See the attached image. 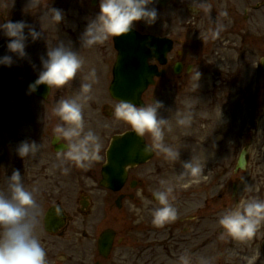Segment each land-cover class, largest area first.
Masks as SVG:
<instances>
[{"label": "flooded vegetation", "instance_id": "1", "mask_svg": "<svg viewBox=\"0 0 264 264\" xmlns=\"http://www.w3.org/2000/svg\"><path fill=\"white\" fill-rule=\"evenodd\" d=\"M82 1L84 6L91 4V1ZM193 6V0H154L149 7L157 10L155 23L148 25L140 21L132 30L141 36L156 37L161 49L167 50L160 60L148 61L157 74L154 84L141 96L145 105L161 98L197 95L198 92L191 88L192 68H198L202 74L199 83L209 85L207 95L217 99L236 96V90L246 77L254 83L261 79L264 31L259 20L264 19V0H207L198 13H194ZM90 9L95 13L85 21L84 27L99 13V0H94V7ZM3 12L0 20L6 22L5 6ZM224 12L227 16L221 15ZM217 30L219 34L213 38L212 33ZM114 39L97 44L98 47L72 50L79 52L81 57L84 53L85 57L93 58L92 66L97 72L100 64L106 65L111 77L117 57ZM79 80L87 82L84 78ZM94 84H97L96 90L90 93L91 99L83 109L84 130H92L100 137L103 158L87 168L63 158L65 141L58 140L54 132L56 125L62 122L53 110L60 100L73 98L78 93L57 92L41 102V109L33 114L31 142L40 144L39 151L31 160L21 159V164L14 169L23 176L27 173L25 163H30L34 185H24L29 190H38L36 200L40 216L36 236L45 246L48 264H165V261L156 260L160 257L157 252L161 251L162 256L168 254L169 259L178 262L185 245L195 257L197 226H193V216L182 215L179 211L178 193L174 194L177 219L161 226L152 222L153 208L150 210L149 206L158 207L152 193L160 188V180L164 178L157 177L162 173L151 170L150 163L162 158L159 153L153 152L150 160L129 168L118 190H114L120 185L115 179L122 177L120 173H107L110 180L103 182L102 169L110 141H103L101 126L107 128L108 124L101 120L114 119L122 128L121 132L133 129L114 116L117 102L110 99L107 91H104V101L108 102L100 103L98 85L102 84L98 75ZM144 138L145 144L150 145L147 134ZM141 152V148L133 151L138 155ZM147 211L150 213L146 215ZM94 212L100 214L96 216ZM105 234H111V238H104L108 246L102 247ZM219 264H223L221 259Z\"/></svg>", "mask_w": 264, "mask_h": 264}, {"label": "rangeland", "instance_id": "2", "mask_svg": "<svg viewBox=\"0 0 264 264\" xmlns=\"http://www.w3.org/2000/svg\"><path fill=\"white\" fill-rule=\"evenodd\" d=\"M65 1L39 0V9H28L29 0H0V13H4V6L6 7V15L3 16L6 21L23 20L43 34L35 42L30 38L27 41L28 58L21 60L14 57L11 67L0 66V192L5 194H7L8 178L21 164L17 148L21 142H31L33 139L31 133L34 123L33 114L41 109L42 104L28 93L26 85L38 76L41 70V57L45 56L48 47H53L58 42L66 45L71 42L72 49L82 47L81 34L85 29L83 25L95 13L89 5L84 6L82 0ZM47 8L61 9L65 14V20L57 26V30L54 25L40 22V16ZM259 21L264 31V19ZM0 23H2L1 20ZM250 27L253 28V23ZM25 31L27 32V29ZM3 37L0 56L12 55L7 50L8 38L0 32V41ZM261 50V55L264 57L263 45ZM82 58L85 63L79 76H76L68 85L60 88L53 87L52 93L71 91L79 93L80 85L84 83L79 79H86L89 72L94 69L93 58L85 57L84 53ZM95 72L102 84L98 85L102 104L108 102V100L104 101V91L107 89L110 75L104 64L99 65L98 72L95 68ZM96 85L93 84L91 92L96 90ZM199 85L196 96L158 99L164 105L160 115L172 120V130L166 132L165 142L180 150V161L170 162L164 158L163 154H159L162 158L152 160L150 169L162 173L157 177L173 181L174 194L178 193L176 200L179 211L182 215L193 216V226H197V239L194 245L198 251L195 257L201 255L212 257V264H219L220 259L223 264H246L243 257L259 250L261 255L257 264H264V225L252 241L236 242L227 237L221 239L222 229L217 223L220 214L226 209L233 208L239 202L243 203L249 198H258L255 195L257 191L255 183L262 181L264 187V75L262 74L260 81L255 83L253 80L248 81L246 77L236 90L237 95L229 98H211L207 95L210 91L209 85L206 83H199ZM148 103L150 102H146ZM219 108L221 114L225 116L217 125ZM188 109L193 113L191 126L176 125L174 113ZM101 123L108 124L107 128L101 126L100 130L103 141L106 143L113 135L122 131L119 124H115L117 121L114 119L111 121L102 119ZM148 140L151 142L149 136ZM244 147H247L246 167L242 171L234 172L236 160ZM201 149L207 155L202 174L206 178H201L198 183H191L187 178L182 182H176L174 178L183 171L180 167L182 162L189 161L197 152L203 155ZM26 159L31 160L32 156ZM25 167L27 173L22 176L23 182L34 185L33 172L29 170L30 163L26 162ZM232 185H235L234 194ZM246 185L252 186L253 193L244 191ZM94 198L98 201L97 197ZM149 208L151 210L156 206L151 205ZM94 213L96 216L100 214V212ZM149 213L150 211H147L146 215ZM208 241L211 243L205 244ZM186 248L187 245L182 248L183 252ZM230 251H235L238 255L230 256ZM156 254L160 256L156 258L158 261H165V264H177L176 260L169 259L168 254L162 256L161 251Z\"/></svg>", "mask_w": 264, "mask_h": 264}, {"label": "clouds", "instance_id": "3", "mask_svg": "<svg viewBox=\"0 0 264 264\" xmlns=\"http://www.w3.org/2000/svg\"><path fill=\"white\" fill-rule=\"evenodd\" d=\"M153 2L154 0H99V13L86 24L81 34L82 47L90 48L110 38L129 34L140 21L148 25L154 24L158 14L155 8L149 7ZM193 2L194 13H198L207 4V0ZM33 8H40L39 0H29L28 9ZM221 15L227 16V12ZM64 20V12L57 8H47L40 16V22L54 25L56 30ZM0 32L8 38L7 50L12 54L0 56V66L7 67L13 65L14 57L21 60L28 58L27 41L30 38L35 42L43 35L23 20L0 23ZM218 34L219 30L213 32V38ZM151 51L155 53L156 50L152 47ZM84 63L79 52L72 50L71 42L68 45L58 42L55 46L48 47L45 56L41 57V70L37 79L28 86V93L36 92L41 85L47 86L50 92L53 87L68 85L82 70ZM201 75L198 68L190 70L191 88L195 91L200 87ZM86 81L80 85V91L75 97L60 100L53 110L62 122L56 125L54 132L58 140L65 141L63 158L81 168H87L92 162L103 158L100 137L92 130H84L83 109L91 99L92 86L96 82L95 69L89 72ZM163 107V103L158 100H151L143 106L118 101L114 116L130 125L138 137L146 134L150 137L151 144H145L144 154L156 152L163 154L170 162H177L180 161V150L165 142L166 132L172 130V120L160 115ZM221 115L219 108L218 121ZM174 117L176 125L183 127H190L193 121L190 109L176 111ZM39 149L40 144L23 141L17 148V154L25 160L35 156ZM201 151L203 155L197 152L189 161L182 162L183 171L174 178L176 182L187 178L191 183H198L201 178H206L202 174L207 155L203 149ZM174 188L173 181L162 179L160 188L152 193L158 202V207L152 211V222L157 226L177 219ZM37 191L36 188L27 189L20 171L15 170L8 178L7 194L0 192V264H48L46 252L36 236L40 216ZM244 191L251 192L253 188L246 185ZM217 223L222 229L221 239L227 237L236 242L252 241L264 225V200L252 197L243 203L239 202L220 214ZM229 255L235 256L238 253L230 251ZM260 255V251L256 250L243 259L246 264H257ZM212 261V257L203 255L194 258L193 253L185 250L179 255L177 264H212Z\"/></svg>", "mask_w": 264, "mask_h": 264}, {"label": "water", "instance_id": "4", "mask_svg": "<svg viewBox=\"0 0 264 264\" xmlns=\"http://www.w3.org/2000/svg\"><path fill=\"white\" fill-rule=\"evenodd\" d=\"M157 45V40L153 38H136L134 36V39L129 40L125 47H122L123 45L116 47L118 56L113 68V80L109 87V92L116 100L127 101L134 105L142 106L140 95L152 83L153 74L152 69L147 65V60L152 57L158 59L160 54H162V50ZM152 47L155 48V53L151 51ZM48 92L47 86L41 85L34 93L37 96L45 98ZM134 141H137L139 144L134 143ZM142 142V138L138 137L134 132L114 137L107 153L108 164L104 168V171L123 172L127 165H132L135 162L141 163L142 159L136 158L133 150L138 149V145H142ZM245 156L246 151L243 150L238 158L236 170H243L245 168ZM119 186L115 189H118ZM104 238L106 237L103 235V242L100 244L102 247L108 246Z\"/></svg>", "mask_w": 264, "mask_h": 264}, {"label": "bare ground", "instance_id": "5", "mask_svg": "<svg viewBox=\"0 0 264 264\" xmlns=\"http://www.w3.org/2000/svg\"><path fill=\"white\" fill-rule=\"evenodd\" d=\"M225 116V114H222L221 115V118L223 119V117ZM221 122V121H218L217 122V125L218 123ZM216 125V126H217ZM218 130V129H217ZM209 137V136H208ZM182 167V165L180 166ZM257 184V185H256ZM255 186L257 187V191L255 192V195H257L258 199L260 200H264V187L262 185V181H260L259 183H255ZM263 188V189H262ZM251 193H253V191H251Z\"/></svg>", "mask_w": 264, "mask_h": 264}]
</instances>
